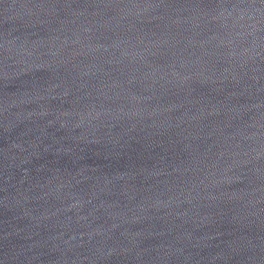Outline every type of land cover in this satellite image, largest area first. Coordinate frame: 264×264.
<instances>
[{
    "label": "water",
    "instance_id": "95a60500",
    "mask_svg": "<svg viewBox=\"0 0 264 264\" xmlns=\"http://www.w3.org/2000/svg\"><path fill=\"white\" fill-rule=\"evenodd\" d=\"M0 264H264V0H0Z\"/></svg>",
    "mask_w": 264,
    "mask_h": 264
}]
</instances>
